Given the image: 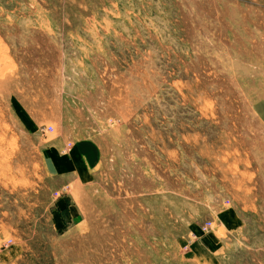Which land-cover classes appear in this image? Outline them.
I'll return each instance as SVG.
<instances>
[{
  "label": "rangeland",
  "instance_id": "374dc122",
  "mask_svg": "<svg viewBox=\"0 0 264 264\" xmlns=\"http://www.w3.org/2000/svg\"><path fill=\"white\" fill-rule=\"evenodd\" d=\"M0 264H264V0H0Z\"/></svg>",
  "mask_w": 264,
  "mask_h": 264
},
{
  "label": "crops",
  "instance_id": "0c3cea01",
  "mask_svg": "<svg viewBox=\"0 0 264 264\" xmlns=\"http://www.w3.org/2000/svg\"><path fill=\"white\" fill-rule=\"evenodd\" d=\"M68 155L66 157L67 161L65 162V170L63 169V164L49 160L48 169L51 170V173L58 174L64 172L66 180L72 178V183L80 184V176L85 175L88 171H93L98 168V164L101 159V152H99V147L89 140L81 142H74L68 149Z\"/></svg>",
  "mask_w": 264,
  "mask_h": 264
},
{
  "label": "built area",
  "instance_id": "2783aa9c",
  "mask_svg": "<svg viewBox=\"0 0 264 264\" xmlns=\"http://www.w3.org/2000/svg\"><path fill=\"white\" fill-rule=\"evenodd\" d=\"M206 228H207V226L203 225V230H204V231L206 230Z\"/></svg>",
  "mask_w": 264,
  "mask_h": 264
}]
</instances>
